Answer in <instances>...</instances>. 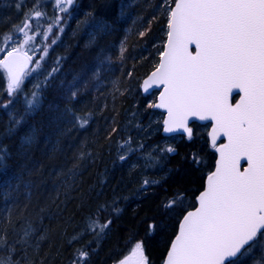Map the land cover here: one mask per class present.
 Segmentation results:
<instances>
[{"label":"trees","instance_id":"1","mask_svg":"<svg viewBox=\"0 0 264 264\" xmlns=\"http://www.w3.org/2000/svg\"><path fill=\"white\" fill-rule=\"evenodd\" d=\"M18 2L0 0V34L27 49L33 64L51 36L57 40L40 67L29 71L11 103L7 75L0 73V154L5 157L0 167V222L11 219L17 228L30 222L37 237L45 235L38 248L29 250L35 264H72L78 250L85 248L90 253L87 264H115L131 255L136 241H143L150 264H162L182 210L166 214L162 205L179 192L183 207L193 208L216 154L207 134L199 131L191 141L164 136L163 113L146 107L156 101L157 92L143 94L141 84L166 38L160 0H77L63 14V31L54 27L47 40L43 35L58 14L54 0H22L19 12ZM35 10L43 15L36 17ZM25 13L33 40L19 45L24 38L17 29ZM153 15L158 18L152 21V31L140 37L144 22ZM101 20L107 29L95 26ZM121 44L126 49L123 60L118 57ZM0 48H6L3 37ZM113 80L119 81L123 95L112 89ZM74 85L77 98L71 101ZM33 93L38 100L28 108ZM80 117H90L87 127L78 126ZM14 118L23 123L17 127ZM112 127L117 131L109 138ZM127 135L144 149L121 163L118 141ZM25 136L32 137L31 143L25 145ZM167 147L176 151L162 153V166L145 167L147 154ZM194 154L203 163L193 164ZM144 179L159 183L143 191ZM101 205L110 207L99 213V220L111 217L112 224L97 240L86 229ZM113 205L121 209L119 214L112 213ZM153 221L158 227L148 234L147 225Z\"/></svg>","mask_w":264,"mask_h":264},{"label":"snow or ice","instance_id":"2","mask_svg":"<svg viewBox=\"0 0 264 264\" xmlns=\"http://www.w3.org/2000/svg\"><path fill=\"white\" fill-rule=\"evenodd\" d=\"M76 2L54 0L58 14L54 17L55 25H50L43 35L44 40L54 27L56 32L63 31L62 22L66 19L63 14ZM21 3L22 0L15 5L18 12ZM158 10L165 17L166 38L163 48L158 49L157 63L142 82L145 94L159 89L156 102H149L146 107L165 110L163 132H183L189 141L194 138L189 126L191 119L212 121L207 135L218 153L212 169L205 174V184L196 195L193 208L183 207V195L179 192L162 205L166 214L182 209L163 264H264V0H160ZM34 14L43 15L39 10ZM24 17L17 30L23 35V44L28 45L33 40L29 35L33 29L29 14ZM157 18L153 15L145 21L144 31L138 35L144 37L151 32L152 21ZM95 26L108 27L102 20ZM0 37L6 41V48H0V73H7L6 88L11 103L12 95L25 83L33 56L11 37L5 34ZM125 51L121 44L118 49L121 60ZM107 59L110 61L111 57ZM36 67L39 68V63ZM99 74L97 69L95 78ZM111 87L124 94L119 81L113 80ZM234 93L237 98L233 101ZM76 98L74 85L70 100ZM37 100V93H33L27 107L32 108ZM89 120L90 117L77 118L78 126L87 127ZM22 123V118H14L17 127ZM116 131L112 127L109 138ZM221 137L226 142L217 144ZM31 140V136H25V145ZM143 149V143L127 135L122 142L118 141V159L123 163ZM175 151L174 147H167L157 149L156 155L147 154L145 167L162 166V153ZM4 160L0 154V167L4 166ZM241 161L246 165L243 168ZM192 162L203 163L199 154L193 155ZM158 183L144 179L141 190L147 191ZM109 207L101 205L87 226V232L95 234L97 240L112 224L111 217L99 220V213ZM111 211L119 214L121 209L113 205ZM157 227L155 221L150 222L148 234H154ZM36 232L30 222L20 228L11 219L0 222V264H35L29 250L38 248L45 239V235L37 237ZM131 254L116 264H129L132 257L139 258L138 264H150L143 241L134 242ZM89 256L87 248L78 250L72 264H87Z\"/></svg>","mask_w":264,"mask_h":264},{"label":"water","instance_id":"3","mask_svg":"<svg viewBox=\"0 0 264 264\" xmlns=\"http://www.w3.org/2000/svg\"><path fill=\"white\" fill-rule=\"evenodd\" d=\"M32 68V63H30L29 65H28V69L30 70ZM6 75H7V73H6ZM146 78V77H145ZM144 78V79H145ZM143 79V80H144ZM143 82V81H142ZM141 89H142V84H141ZM154 91H158V94H159V89H152V90H150L149 91V93H147V94H152ZM143 92V91H142ZM143 94H145L144 92H143ZM158 94H157V97H158ZM237 97H236V95H235V93L233 94V101L236 99ZM156 100H157V98H156ZM156 110H158V111H160V112H162L163 114H164V117H163V119H165L166 118V112H165V110H163V109H156ZM194 122H196V123H199V124H207V123H210V124H212L213 122L212 121H199V120H195V119H191L190 121H189V126L192 124V123H194ZM191 127V126H190ZM162 128H163V125H162ZM211 131V125H210V128H209V132ZM162 134L164 135V136H166V137H170V136H173V135H183V136H186V134L185 133H183V132H175V133H164L163 132V130H162ZM208 138H209V143H210V145H211V142H210V137L208 136ZM224 142H226V140H225V138L224 137H221L218 141H217V144H220V143H224ZM215 153H216V159L218 158V153L215 151ZM216 159H215V161H216ZM241 166H242V168L243 167H245L246 165H245V163H244V161H241ZM205 184V183H204ZM195 202H196V200H195ZM196 205V204H195ZM162 264H163V262H162Z\"/></svg>","mask_w":264,"mask_h":264},{"label":"rangeland","instance_id":"4","mask_svg":"<svg viewBox=\"0 0 264 264\" xmlns=\"http://www.w3.org/2000/svg\"><path fill=\"white\" fill-rule=\"evenodd\" d=\"M55 40H57L54 36H51V38L49 39V41L47 42V47L45 48V51L47 52V50L50 48V46L55 42ZM54 41V42H53ZM23 44V42H21L19 45H22ZM24 45V44H23ZM45 51H43V52H41V55H40V57L35 61V63L33 64V68H32V70H36V69H38L37 67H36V64L37 63H39V67H40V65H41V62H42V60L46 57V55L44 54V52ZM201 133V132H200ZM211 146V145H210ZM211 148H212V146H211ZM213 150H214V152H215V149L214 148H212ZM132 255V254H131ZM131 255L129 256V257H131ZM138 257H132L131 258V260H129V264H138ZM116 264V263H115Z\"/></svg>","mask_w":264,"mask_h":264},{"label":"flooded vegetation","instance_id":"5","mask_svg":"<svg viewBox=\"0 0 264 264\" xmlns=\"http://www.w3.org/2000/svg\"><path fill=\"white\" fill-rule=\"evenodd\" d=\"M191 127L193 128V133L197 131L201 132V134H207L209 131L210 124H199V123H192ZM208 137V135H207Z\"/></svg>","mask_w":264,"mask_h":264},{"label":"bare ground","instance_id":"6","mask_svg":"<svg viewBox=\"0 0 264 264\" xmlns=\"http://www.w3.org/2000/svg\"><path fill=\"white\" fill-rule=\"evenodd\" d=\"M5 103H3L2 105H4Z\"/></svg>","mask_w":264,"mask_h":264}]
</instances>
